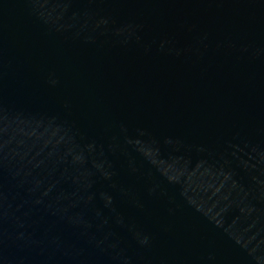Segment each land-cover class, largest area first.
<instances>
[{"label": "water", "instance_id": "1", "mask_svg": "<svg viewBox=\"0 0 264 264\" xmlns=\"http://www.w3.org/2000/svg\"><path fill=\"white\" fill-rule=\"evenodd\" d=\"M0 264H264V0H0Z\"/></svg>", "mask_w": 264, "mask_h": 264}]
</instances>
